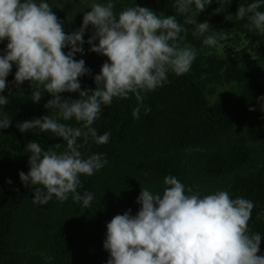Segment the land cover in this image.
I'll return each mask as SVG.
<instances>
[{"label": "clouds", "instance_id": "obj_1", "mask_svg": "<svg viewBox=\"0 0 264 264\" xmlns=\"http://www.w3.org/2000/svg\"><path fill=\"white\" fill-rule=\"evenodd\" d=\"M211 3L173 0L176 13L183 17L181 23L177 14L161 16L135 3L117 14L114 0H91V10L84 14L81 27L66 34L48 0H0V42L8 41L0 55V106L9 101L2 93L15 64L17 87L29 81L33 86L31 100L37 103L46 91L53 98L45 107L56 110L54 117L25 120L17 127L22 133L51 132L66 142V150L60 153L45 150L36 141L26 145L30 170L19 172V177L25 186H42L35 188L34 204L46 205L53 198L63 203L71 196L84 208L90 207L93 194L78 191L83 187L81 176H92L108 161L105 154L85 158L78 141L107 144L110 132L99 135L93 125L114 98L135 95L139 103L132 116L139 119L142 108L145 115L151 111L144 105L143 94L169 83L170 72L180 76L191 70L198 50L183 43L185 25H194L192 35L202 37V44L209 49L223 47L221 42L228 33L212 29L207 20H197L198 13ZM262 6L264 0H252L238 8L236 17L247 18L249 32L264 35ZM89 24L94 29L87 40L89 50L108 59L94 76L95 88L82 90L78 77L91 70L83 59L74 57L84 52ZM65 48L69 49L67 54ZM64 92L79 95L64 98L60 95ZM257 99L264 111V95ZM71 120L79 126L61 122ZM11 124L8 116L0 117V129ZM164 184L162 193L143 187L136 200L138 212L132 215L129 209L106 224L103 247L110 253L106 264H264V255H257L262 235L249 230L255 207L252 200L232 198L227 190L202 196L172 175L164 178Z\"/></svg>", "mask_w": 264, "mask_h": 264}, {"label": "trees", "instance_id": "obj_2", "mask_svg": "<svg viewBox=\"0 0 264 264\" xmlns=\"http://www.w3.org/2000/svg\"><path fill=\"white\" fill-rule=\"evenodd\" d=\"M114 0L118 14L126 2ZM158 15L177 14L173 0H142ZM52 11L62 22L66 32L69 28L64 10L48 0ZM106 2V0H103ZM252 0H212L198 13V22L207 20L210 27L226 32H244L247 18L237 19L241 4ZM264 10V6L262 9ZM178 15V14H177ZM183 23V17L178 15ZM191 32L183 42L201 43L202 37H194V25H187ZM264 47V35L253 33ZM91 35L84 36L86 52L83 59L90 74L78 77L81 89H94V76L107 61L105 55L90 51L87 43ZM7 40L0 42V55L4 54ZM98 43V40L94 41ZM16 66L6 77L3 95L9 98L0 106V117L8 116L12 124L0 129V264H24L28 253L24 246L53 256V264H106L110 253L103 247L106 224L117 214L131 209L135 215L140 205L136 202L142 188L162 193L166 187L164 178L175 176L193 192L201 181L221 182L229 187L232 198L244 197L253 201L255 207L249 221L251 233H260V252L264 255V160L257 158L256 143L264 139V111L258 97L264 95V69L254 64L225 67L223 62L213 61L205 70L196 59L191 70L177 76L168 74L169 83L153 92L143 94L144 105L151 111L146 115L143 108L140 118L134 119L133 108L138 106L135 95L128 99H115L104 107L102 115L94 123L97 133L110 132L107 144L83 140L80 151L86 158L97 153L105 154L108 163L92 176H81L83 187L78 191L91 192L94 196L89 208L75 202L71 196L61 203L53 198L46 205L33 203L36 187L25 186L19 172L30 170L26 145L38 142L45 150L60 153L66 150L62 137L51 132H21L17 125L25 120L55 116V109L45 104L53 97L46 91L41 100L33 102V86L29 81L17 87L14 76ZM208 72L210 82H238L243 85L239 97H226L210 103L205 84L198 80ZM64 98H78V92H64ZM250 107L255 110L250 111ZM74 127L75 120L61 121ZM59 144V147L56 145ZM201 148L188 159L185 150ZM11 183H8V180ZM34 260L38 255L33 256Z\"/></svg>", "mask_w": 264, "mask_h": 264}, {"label": "rangeland", "instance_id": "obj_3", "mask_svg": "<svg viewBox=\"0 0 264 264\" xmlns=\"http://www.w3.org/2000/svg\"><path fill=\"white\" fill-rule=\"evenodd\" d=\"M55 5L60 7L65 11L67 15L69 28L65 32L66 34L77 31L81 25L83 16L86 12L90 11L91 0H52ZM96 2L104 3L103 0H96ZM136 5L147 7V5L142 0H130L126 2L124 8ZM187 33L191 32V29L185 25ZM216 31H222L217 27H212ZM93 27L89 24L88 28L85 30L86 35L93 34ZM228 33V38L221 43L223 47L209 49L201 43L193 42H183L185 44L191 45L198 50L197 58L202 63L205 70L209 69L213 61L223 62L225 67L237 64L243 66L245 64H254L260 66L264 69V47L262 43L254 37L252 32L248 31V23L246 25L244 32H226ZM5 39L2 43L6 41ZM6 48V46H4ZM84 52L76 53L77 56H84L86 52V47L83 44ZM65 54L69 51L68 48L63 49ZM211 51L212 55H207L206 53ZM210 74L208 72H203L198 80L205 84L206 95L210 103L214 104L222 101L226 97H239L243 91V85L238 82H228L223 81L221 83L210 82L208 77ZM257 148V158L260 161L264 160V139L259 140L256 143ZM201 148H189L185 150L186 159L190 157L194 152L201 151ZM217 190H227L229 192V187L221 182L214 183L209 181H201L197 188V191L203 196L216 192ZM196 191V192H197ZM28 253V257L24 259V264H53V256L45 251L36 250L33 246L27 245L23 247ZM37 254L38 259L34 260L33 256Z\"/></svg>", "mask_w": 264, "mask_h": 264}]
</instances>
